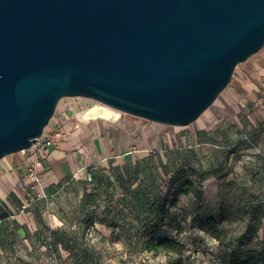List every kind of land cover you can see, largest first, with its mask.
I'll use <instances>...</instances> for the list:
<instances>
[{"label":"water","instance_id":"water-1","mask_svg":"<svg viewBox=\"0 0 264 264\" xmlns=\"http://www.w3.org/2000/svg\"><path fill=\"white\" fill-rule=\"evenodd\" d=\"M264 47V0H0V159L64 96L188 125Z\"/></svg>","mask_w":264,"mask_h":264},{"label":"rangeland","instance_id":"rangeland-1","mask_svg":"<svg viewBox=\"0 0 264 264\" xmlns=\"http://www.w3.org/2000/svg\"><path fill=\"white\" fill-rule=\"evenodd\" d=\"M262 53L263 48L236 67L230 84L199 117L204 126L199 118L166 125L125 112L118 123L105 121V132L114 125L132 132V154L90 171V183L96 185L84 191L87 212L73 216V225L82 221L80 237L87 241L72 244L69 264H172L179 256L183 264H264V122L250 127L243 103L251 100L236 88ZM94 101L62 97L47 131L78 124L70 108L77 102L84 109ZM155 125V145L146 148L141 130ZM69 201L78 207L74 198ZM97 218L116 228L101 246L91 242ZM151 236L175 239L181 253L149 251ZM14 255V250L4 253L0 264H18ZM47 259L29 264H54Z\"/></svg>","mask_w":264,"mask_h":264},{"label":"crops","instance_id":"crops-1","mask_svg":"<svg viewBox=\"0 0 264 264\" xmlns=\"http://www.w3.org/2000/svg\"><path fill=\"white\" fill-rule=\"evenodd\" d=\"M246 76L247 79L238 81L236 88L251 100L243 103V113L254 128L259 120L264 122V47L259 60L251 66L250 75ZM104 125L105 122L101 127L91 125L75 133L77 124L64 123L54 133L56 145L43 163L40 183L37 178L27 177L25 171L32 157L22 150L19 152L23 155L16 160L8 155L0 159L1 258L14 250L18 264L39 263L51 251L59 249L63 254H49L48 262L69 264L71 259L66 258L70 256L72 244H86L85 237H80L84 231L82 221L73 225V216L81 217L82 210L87 212L89 197L84 191L89 192V186L96 185L90 183V171L106 167L114 159L128 158L134 142L128 128L114 125L111 131L105 132L107 125ZM72 198L78 207L72 206L69 201ZM28 201L32 204L23 208ZM92 227L96 236L91 242L100 246L103 238L111 241L109 236L116 229L101 218ZM73 234L77 237L71 238Z\"/></svg>","mask_w":264,"mask_h":264},{"label":"bare ground","instance_id":"bare-ground-1","mask_svg":"<svg viewBox=\"0 0 264 264\" xmlns=\"http://www.w3.org/2000/svg\"><path fill=\"white\" fill-rule=\"evenodd\" d=\"M70 112L73 113V115L79 121L75 127V133L81 129H89L91 125L101 127L105 121H110L111 124L118 123L123 118V112L121 110L111 107L107 104H103L99 101H94L84 109H81L79 104L75 102V104L70 108ZM199 124L201 126L206 125L205 121L202 119L199 120ZM48 127L49 126H46V131ZM70 127L71 124H68L67 128ZM158 132L159 126L157 125L141 130L140 139L144 141L146 148H150L155 145V139Z\"/></svg>","mask_w":264,"mask_h":264},{"label":"built area","instance_id":"built-area-1","mask_svg":"<svg viewBox=\"0 0 264 264\" xmlns=\"http://www.w3.org/2000/svg\"><path fill=\"white\" fill-rule=\"evenodd\" d=\"M56 145L55 136L53 133L44 130L43 134L39 136L33 145L27 149L22 150L24 153L32 157V161L26 168L27 177L37 178L38 183L41 182L42 166L44 161L48 158L49 154ZM35 185H33L34 187ZM32 204L28 201L23 204V208Z\"/></svg>","mask_w":264,"mask_h":264},{"label":"trees","instance_id":"trees-1","mask_svg":"<svg viewBox=\"0 0 264 264\" xmlns=\"http://www.w3.org/2000/svg\"><path fill=\"white\" fill-rule=\"evenodd\" d=\"M191 190L192 188L187 189L185 192H189ZM147 249L154 252L155 254L159 253L160 251H165L166 254H170L171 252L181 253V250L177 248V241L173 238L157 241L154 236H151L147 242ZM172 264H183L182 256H179L178 259H175Z\"/></svg>","mask_w":264,"mask_h":264}]
</instances>
